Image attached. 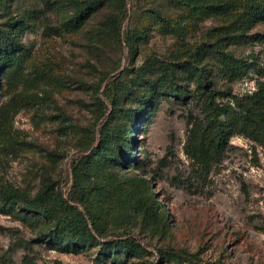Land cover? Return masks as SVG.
<instances>
[{
    "label": "rangeland",
    "instance_id": "374dc122",
    "mask_svg": "<svg viewBox=\"0 0 264 264\" xmlns=\"http://www.w3.org/2000/svg\"><path fill=\"white\" fill-rule=\"evenodd\" d=\"M70 1L0 0V23L33 15L19 39L27 51L25 86L40 99L34 107L9 112L11 133L30 143V150H0V185L34 194L51 177L68 196L72 166L97 144L115 96V116L139 106L143 112L131 133L138 168L128 164L116 173L146 180L166 222L153 226L134 212L125 216L127 203L115 197L96 203L93 191L88 205L102 209L103 226L114 235L133 236L144 248L138 257L115 253L118 262L179 264L160 254L172 249L214 264H264V148L231 136L222 156L203 171L185 154L193 122L204 119L206 92L222 105L254 91L257 71L264 69V19L238 43L217 48L207 31L228 20L190 23L185 9L170 0H97L84 24L67 32L60 24L61 8ZM165 20L176 24L173 33L166 32ZM109 25L120 34H112ZM199 45L209 49L203 57L211 73L208 86L198 87L186 71L167 72L168 83L190 96L179 102L157 93L142 105V95L150 93L145 82L158 79L161 69L187 59ZM218 51L246 65L240 78H230ZM10 97L4 93L3 103ZM48 226L40 218L29 223L0 213V264H117L102 255L99 241L69 252L51 249L37 240V232Z\"/></svg>",
    "mask_w": 264,
    "mask_h": 264
},
{
    "label": "trees",
    "instance_id": "16d2710c",
    "mask_svg": "<svg viewBox=\"0 0 264 264\" xmlns=\"http://www.w3.org/2000/svg\"><path fill=\"white\" fill-rule=\"evenodd\" d=\"M96 1L71 0L68 6H63L60 19L63 30H78L90 15ZM170 1L181 7V10L185 9L190 23L192 20L199 23L210 18L228 20L225 27L207 31V35L216 38L217 48L221 46L220 43H238L248 30L264 19V0ZM32 19L33 15L27 14L0 23V150L6 154L30 150V143L11 133L9 112L34 107L40 102L38 96L25 86L27 78L24 75V64L27 51L19 39V33ZM168 22L169 20L164 21L166 32L173 33L176 24L170 26L172 21ZM109 26L112 34H120L112 25ZM133 51V47L129 46L130 54ZM192 52L194 55L188 53L187 59L172 64L168 69H161L162 72L155 81L145 82L150 93L142 95V105L148 104L151 95L157 93L179 102L190 96L178 85L168 83L167 72L186 71L198 87L208 86L211 73L203 57L209 54V49L199 45ZM196 54L200 59H193ZM217 54L230 78L236 80L243 75L246 65H238L237 60L232 59L230 54L221 51ZM257 74L254 91L233 97L230 103L219 105L208 92L205 93L204 119L193 122L185 147L186 156L200 171L208 170L222 156L231 136H243L264 148V69L258 70ZM95 90L99 92L100 86L95 85ZM6 92L11 93V97L3 103L2 97ZM111 105L113 113L100 129L97 144L90 147L86 157H81L72 166L74 181L68 196L63 194L60 182L51 177L44 178L34 194L0 185V213L18 216L22 222L32 223L39 218L44 220L49 226L37 232V240L60 252L86 248L98 241L102 242V255L107 256L111 262L120 264L114 256L115 253L138 257L144 252V248L133 236L114 235L103 226L106 218L101 215L102 209L90 210L88 205L93 199V191L96 192V203L103 197H115L127 203L129 208L127 213H123L125 216L134 212L152 222L153 226L165 227L166 222L163 217L164 209L155 201L146 180L116 173L118 167L126 168L128 164L138 168L135 159L131 157V133L138 130V126L133 124L143 116L141 106L120 109L121 114L115 116L119 106L115 96ZM76 177H79L80 183L76 182ZM121 214L120 212L119 215ZM160 252L179 264H214L203 261L196 254L179 250L166 249Z\"/></svg>",
    "mask_w": 264,
    "mask_h": 264
}]
</instances>
